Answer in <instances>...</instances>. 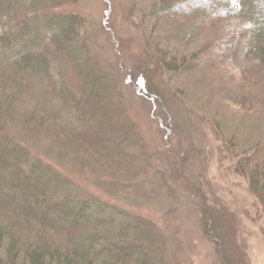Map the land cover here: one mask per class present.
<instances>
[{
  "label": "rangeland",
  "instance_id": "374dc122",
  "mask_svg": "<svg viewBox=\"0 0 264 264\" xmlns=\"http://www.w3.org/2000/svg\"><path fill=\"white\" fill-rule=\"evenodd\" d=\"M153 1L70 0L50 8V15H79L81 36L87 39L93 61L108 77V84L117 87L120 97L115 99L113 113L122 120L120 132L126 127L138 135L129 148H120L126 153L119 147L110 150L103 142L105 132L94 136L86 129L74 130L68 122L63 124L57 112V93L42 92V81L37 78L13 103L0 95L4 128L0 149L24 146L43 162L42 178L44 186L53 189L52 200L61 201L68 193L79 203L84 198L95 199L101 211H113L122 219L128 214L127 221H133L129 234L145 235L148 253L161 257L162 264H221L215 246L202 231L204 203L226 204L235 210L251 263L264 264V212L247 181L229 169L235 161L234 150L225 144L226 137L237 133V150L244 149L264 134V113L248 112L242 118L241 105L233 103L236 84L228 82L247 72L252 62L238 53L237 62L228 60L229 73L208 78L194 69L171 77L143 65L151 60L143 52L151 31L163 40V46L178 49L179 56L196 52L212 37L205 29L190 43L184 33L169 25L153 29L154 19L149 18L147 25L140 10ZM238 1L233 0L235 5ZM27 29L17 28L16 35ZM36 30L49 33L44 24ZM142 68L148 69L149 87L159 86L168 94L165 101L158 100L152 86L149 94L138 89L133 77ZM239 125L242 133L236 130ZM100 209L96 207L94 215Z\"/></svg>",
  "mask_w": 264,
  "mask_h": 264
},
{
  "label": "trees",
  "instance_id": "16d2710c",
  "mask_svg": "<svg viewBox=\"0 0 264 264\" xmlns=\"http://www.w3.org/2000/svg\"><path fill=\"white\" fill-rule=\"evenodd\" d=\"M14 1L0 0L2 100L17 101L33 79H40L42 92L57 93V112L63 124L68 122L74 130L86 129L94 136L105 132L103 142L110 150H120L122 145L129 148L138 135L132 128L120 132L122 120L113 113L120 97L118 89L108 84V77L93 61L87 39L81 36L79 15H50L52 6L59 8L70 0H54L53 4L50 0H18L19 5ZM140 10L147 25L149 18L154 19L153 29L169 25L184 33L190 43L199 31L212 33L211 41L199 50L179 56L178 49L163 46V40L151 31L143 52L152 61L141 59L143 65H152L171 77L194 69L208 78L229 73V58L235 63L240 53L252 64L235 81H228L236 84L233 103L241 105L242 118L248 112L264 113V0H239L238 5L233 0H154ZM39 24L49 33H38ZM24 26L30 30L17 36V28ZM147 70L142 68L133 77L137 88L149 94L152 86L158 100L165 101L168 94L163 89L149 87ZM160 91L164 92L161 96L156 94ZM113 128L119 131L115 133ZM2 130L0 124L1 137ZM236 130L243 132L241 125ZM225 144L234 150L235 161L229 169L247 181L264 212V134L244 149L237 150V133L226 137ZM10 147L0 149V264H162L161 257L148 253L145 235L129 234L133 221H127L128 214L122 219L113 211H101L95 199L84 198L79 203L68 193L61 201L52 200L53 189L44 186L42 178L43 162L24 146ZM120 152L126 153V149ZM96 207L101 215H94ZM200 221L221 264H252L240 218L229 205L204 203Z\"/></svg>",
  "mask_w": 264,
  "mask_h": 264
}]
</instances>
